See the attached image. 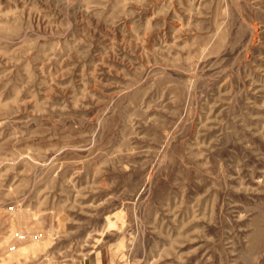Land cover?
I'll return each mask as SVG.
<instances>
[{
    "label": "rangeland",
    "instance_id": "obj_1",
    "mask_svg": "<svg viewBox=\"0 0 264 264\" xmlns=\"http://www.w3.org/2000/svg\"><path fill=\"white\" fill-rule=\"evenodd\" d=\"M0 264H264V0H0Z\"/></svg>",
    "mask_w": 264,
    "mask_h": 264
}]
</instances>
